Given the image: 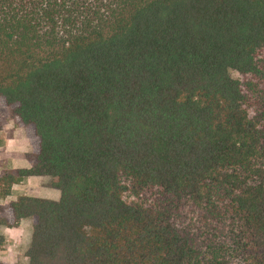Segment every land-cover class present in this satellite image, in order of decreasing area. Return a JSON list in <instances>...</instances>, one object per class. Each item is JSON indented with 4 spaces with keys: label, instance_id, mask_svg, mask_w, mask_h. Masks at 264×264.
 Masks as SVG:
<instances>
[{
    "label": "trees",
    "instance_id": "obj_1",
    "mask_svg": "<svg viewBox=\"0 0 264 264\" xmlns=\"http://www.w3.org/2000/svg\"><path fill=\"white\" fill-rule=\"evenodd\" d=\"M0 104L29 264H264V0H0Z\"/></svg>",
    "mask_w": 264,
    "mask_h": 264
},
{
    "label": "rangeland",
    "instance_id": "obj_2",
    "mask_svg": "<svg viewBox=\"0 0 264 264\" xmlns=\"http://www.w3.org/2000/svg\"><path fill=\"white\" fill-rule=\"evenodd\" d=\"M231 76L233 78L238 77L237 74L233 72ZM13 122L9 111L0 104V175L8 172L12 168L22 167L26 164L23 159L19 160L18 157H14L13 159L5 157L6 153L14 150L20 157L21 154L33 153L37 150V140L33 136L32 130L30 128L17 126ZM53 193L56 194L58 192L53 189ZM4 200L5 197L0 193V203ZM29 243L28 230H26V233H22L20 239L11 245L10 249L13 250L16 260L18 259V262L21 264H29L25 257V248H28ZM3 245L0 246V253H4L3 248L5 245L7 246L9 244L8 242H4Z\"/></svg>",
    "mask_w": 264,
    "mask_h": 264
},
{
    "label": "crops",
    "instance_id": "obj_3",
    "mask_svg": "<svg viewBox=\"0 0 264 264\" xmlns=\"http://www.w3.org/2000/svg\"><path fill=\"white\" fill-rule=\"evenodd\" d=\"M12 150V152L6 153L5 157L13 159L18 157L19 160H24L26 164L22 167H15L12 169L27 168L28 163L24 158V154L20 157L18 154ZM10 169V170H12ZM48 179L46 177H27L20 179L16 184L12 185L10 189V195L5 197V200L0 203V206H6L9 202L16 200L20 196H27L45 200L57 201L59 199V192L54 194L53 189L47 186ZM55 190V189H54ZM28 221V222H27ZM31 222L29 219H23L19 222L16 228H6L0 227V234L2 235L4 242H8L9 245H5L3 248L4 253H0V261L4 264H21L16 260L13 250L10 249L11 245L18 239L22 233H26L28 230V240L30 242L31 232H30ZM4 246V245H3ZM27 247L25 248V252Z\"/></svg>",
    "mask_w": 264,
    "mask_h": 264
}]
</instances>
